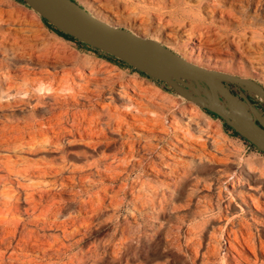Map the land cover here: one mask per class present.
I'll list each match as a JSON object with an SVG mask.
<instances>
[{"label":"rangeland","instance_id":"1","mask_svg":"<svg viewBox=\"0 0 264 264\" xmlns=\"http://www.w3.org/2000/svg\"><path fill=\"white\" fill-rule=\"evenodd\" d=\"M72 1L96 18L198 67L251 81L264 91V0H176L180 14L172 12L171 0ZM12 23L26 27L31 52L11 50L13 38L4 33ZM109 56L121 64L107 60ZM0 60L13 70L67 77L65 85L71 88L58 93L71 94L82 86L92 103L97 100L112 107L134 124L129 135L123 127L113 131L102 125L106 141H115L109 146L93 147L67 138L45 146L44 151L0 150V156L11 159L53 160L54 167H64L59 175L42 178L13 175L5 185L16 189L18 180L24 187L17 194L18 217L23 222L31 220L24 212L29 193L39 210L49 207L57 213L55 221L45 225H26L38 233L34 251L39 257L46 252L55 256L62 242L64 261L73 256L80 264H264L259 251L264 245V152L234 136L222 119L188 98L183 93L192 92L188 86L71 35L27 0H0ZM220 82L225 98L234 94L242 99L240 87L264 116V98L238 80ZM33 100L0 110V119L29 112ZM141 118L153 133L141 129ZM123 141L133 146V156L126 162L123 158L129 152L120 149ZM0 176L5 173L0 171ZM247 196L258 203V212ZM16 239H9L11 247Z\"/></svg>","mask_w":264,"mask_h":264},{"label":"bare ground","instance_id":"2","mask_svg":"<svg viewBox=\"0 0 264 264\" xmlns=\"http://www.w3.org/2000/svg\"><path fill=\"white\" fill-rule=\"evenodd\" d=\"M178 4L179 2L176 0L170 1V7L172 8L171 10L173 13H179ZM182 12H185V11H182ZM183 18H184V14H183ZM11 25L13 27L8 29V33L7 34L4 33V36L13 38V43H12L13 48H11V50H17L20 54H24L26 50L31 52L33 50V44H31L32 42L30 41V38L27 35V30L25 29L26 27L24 28L19 23H12ZM4 36H2L3 40L5 39ZM166 36L171 37V34L168 33L166 34ZM22 61L23 59L21 60V62ZM93 70H96V69H93ZM66 78L64 76H59L56 73L50 74V73L43 72V71L29 70L27 68H18L17 70H13L11 66H9L7 63H3L0 60V110L10 108L13 105L17 106L18 104L25 105L27 104V101L31 99L35 100V104L32 106L29 112L23 113L19 115L18 117L14 115H10L9 117L3 116L2 119H0V150L1 151H5L8 153L9 152L16 153L17 151L23 148L28 149L29 152L39 151L43 149L45 146L47 147L56 146L63 139H67V138L71 139L72 140L71 142H74L76 140H79L82 142L87 141L89 145L92 144L93 147L95 146L99 147L102 144H104V146L105 145L109 146L110 144H114L115 141L114 142L106 141L107 136L104 130L102 129V125H105L106 127H108V129L109 128L113 129V131H117L118 129L123 127L126 130L125 134L129 135L130 130L132 129L134 124L126 122L124 118L119 117L120 115H118V112L114 108L101 105L97 100H94L92 103V100L88 96V93H84L85 91L82 86H78L77 87L78 91H74L71 94L70 93L68 94L58 93V91L69 90L71 88V87L70 88L66 87L65 85L67 83ZM233 79L244 83L251 93L257 94L261 96L262 98H264V91L260 86L248 80L239 79L236 77H233ZM42 91L44 93L39 94ZM45 99L46 100L48 99L50 103L49 102L46 103ZM83 101H86L87 105L82 103ZM235 107H236V110L240 113H245L247 109V105L243 101L235 102ZM37 112L41 114L38 117H37ZM141 121H142V118H141ZM142 122L144 125H140V126H141V129L144 130V132L146 133L154 132V130L145 129L146 122L145 120H143ZM113 123L115 124L116 128L112 127L114 126ZM147 123H150V122L148 121ZM125 147L128 148L129 154L124 156L123 162H126L128 157L133 156L132 142L130 141L121 142L120 149L123 150V148ZM56 149H59V148L57 147ZM115 157H116V154L111 156L112 159H115ZM102 159H107V156L102 155ZM19 162L21 163V165L18 164ZM51 162H53V160L47 161V162L28 163V162H24L17 156L15 159H11V157L8 155L0 156V171L5 173V176H0V187L3 188L0 190V197H1L0 199H2L3 197L5 198V200H0V264H75L76 263L74 261L75 258L73 256L67 257L66 260L64 261V258L61 254V250L66 247L62 242H60V245L58 248L56 247L57 250L55 251V256H49L47 255V252H46L44 253L42 257H39L35 253L34 248L38 246L37 237H36L38 233L35 234V231L31 228H26V225H29V226H36L37 224L45 225L47 223H50L51 219L55 221L56 219L55 216L57 213L52 212L49 207L42 208L41 206L42 209L39 210L37 207L38 204L34 200V194L29 193L26 195V201L28 203V208L25 209L24 212L27 216L31 217V220L25 223L23 222V220H21L18 217L19 210L17 206V202H18L17 194L19 191L24 189L23 185L19 183V181L17 180V187H15L16 189H13L12 187H8V188L5 187V185L10 183L9 177L13 175H15V177H18V178L20 177L42 178L48 175H51V176L59 175L63 171L64 167L63 166L60 167L59 165H58L59 167H54ZM150 165H153V163H151ZM155 166L153 165V169L157 172H160V170L156 168ZM109 167H111V164H109L108 169H110ZM74 171L75 169L72 170V172ZM229 178L230 177H228V179ZM76 191H79V190H76ZM247 197L251 200V204L253 205L254 209L257 210L258 212L260 208L258 203L253 198L249 196ZM39 198L41 199L42 196L40 195ZM259 202L261 204V201ZM126 223H124L125 224L124 227L126 226ZM62 235H66V232L63 231ZM13 238L14 239L17 238L16 243L14 245L15 247H11L10 242H8L9 239H13ZM120 239H121V236H120ZM242 242H245V241H242ZM48 245L49 244H47V246ZM40 251L43 252L42 249ZM259 251L264 254V245H261V249H259ZM53 260H56L57 262L56 261L54 262ZM76 261H77L76 264H80V260H76Z\"/></svg>","mask_w":264,"mask_h":264},{"label":"water","instance_id":"3","mask_svg":"<svg viewBox=\"0 0 264 264\" xmlns=\"http://www.w3.org/2000/svg\"><path fill=\"white\" fill-rule=\"evenodd\" d=\"M47 18L71 35L104 49L147 71L167 78L174 77L192 92H183L199 106L216 114L256 149L264 152V116L257 112L244 89L237 87L225 98L221 80H236L215 71L198 67L159 45L143 40L121 28L96 18L72 0H27ZM245 102V113L236 110L235 102Z\"/></svg>","mask_w":264,"mask_h":264},{"label":"trees","instance_id":"4","mask_svg":"<svg viewBox=\"0 0 264 264\" xmlns=\"http://www.w3.org/2000/svg\"><path fill=\"white\" fill-rule=\"evenodd\" d=\"M60 36H63V37H67V38H69L70 36H68V35H66L65 33H63L62 31H60V30H58V29H54ZM107 58V60H109V61H113V62H116V63H119V64H121L120 63V61H118V60H116V59H113V57H106ZM123 65V64H122ZM205 110V112L207 113V114H209L210 116H212V117H214V118H219L216 114H214V113H212V112H210L209 110H207V109H204ZM220 119V118H219ZM225 126H226V128L229 130V131H231L232 132V134L234 135V136H236V137H239L240 139H242V140H244L245 142H247L251 147H253V148H255L256 149V147H254L251 143H249L246 139H244L242 136H240L234 129H232L227 123H225ZM257 150V149H256Z\"/></svg>","mask_w":264,"mask_h":264}]
</instances>
